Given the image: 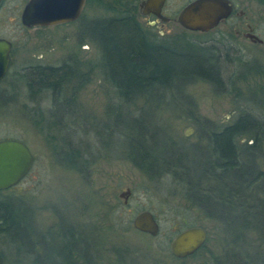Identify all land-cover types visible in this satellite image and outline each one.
I'll return each instance as SVG.
<instances>
[{"label": "rangeland", "instance_id": "1", "mask_svg": "<svg viewBox=\"0 0 264 264\" xmlns=\"http://www.w3.org/2000/svg\"><path fill=\"white\" fill-rule=\"evenodd\" d=\"M23 1L8 0L0 7V37L12 43L9 71L0 82V92H3L0 93V138L23 141L32 152L34 163L27 176L18 185L2 191L1 196L20 199L28 205L33 221L41 231H54L59 215L62 217L61 231L65 234L80 228L94 244L97 264L218 262L227 247L223 240L222 223L191 205L170 177L152 179L135 167L126 159L119 136L100 140L96 134L98 126L101 127L107 119L108 106L113 105L116 99L112 96L111 86L95 66L99 52L82 34V23L110 13L101 7L87 5L82 17L73 23L26 28L20 22ZM109 1L103 0L102 3H113V0ZM140 1L135 0V3ZM188 1L166 0L162 13L169 17V21L164 24L158 21L151 24L155 20L152 15L139 14L137 19L143 26L152 27L161 38L184 35L198 43L214 46L220 56L218 68L221 75L236 81L231 89L226 88L229 91L202 80L185 86L184 91L200 118L199 125L188 119L182 110L165 108L149 113L152 122L169 139L178 146L191 147L197 143L200 146L206 144L202 135H205L208 125L220 128L230 124L241 111L259 113V99L264 91V45L254 44L240 33L235 35L234 29L246 31L241 27L244 22H249L255 34L264 36V4L236 3L237 8L244 11L242 17L232 16L214 30L199 33L186 31L175 21L177 12ZM67 57L81 63V71L90 69L89 80L77 93L75 112L76 125L82 126L79 128L81 135L75 138L79 149H94L91 150L93 154H87L91 160L87 180L60 163L45 138V132L34 124L33 108L46 117L53 111L48 94L43 93L30 100L15 76L26 66L58 65ZM143 104L142 100H138L134 108H146ZM133 113L134 117L140 116L138 111ZM247 142L252 144L249 139ZM257 163L263 170V161L258 159ZM126 188L130 190V195L125 203L119 194ZM141 210H149L156 217L160 226L157 236L152 237L132 226L133 216ZM188 226L203 227L207 240L194 256L175 258L170 252L169 241ZM45 240L47 246L53 243L46 237ZM262 248L264 251V246Z\"/></svg>", "mask_w": 264, "mask_h": 264}, {"label": "trees", "instance_id": "2", "mask_svg": "<svg viewBox=\"0 0 264 264\" xmlns=\"http://www.w3.org/2000/svg\"><path fill=\"white\" fill-rule=\"evenodd\" d=\"M87 5L110 13L82 23V34L99 52L95 66L116 99L97 128L100 140L119 136L126 159L135 167L152 179L170 177L191 205L222 223L227 247L214 264H264V171L257 163L264 128L259 113L241 111L230 124L208 125L202 135L206 144L191 147L174 143L149 115L171 108L201 124L185 86L202 80L229 91L236 82L221 75L216 48L184 35L161 38L138 21L135 0ZM80 64L67 57L58 65L26 66L15 76L30 100L48 94L53 111L46 117L33 108L34 124L45 132L60 163L87 180L91 165L87 154L94 149H79L75 138L82 126L76 125L75 112L77 93L89 80L90 69L83 72ZM138 100L146 108H134ZM137 111L140 116H132ZM1 192L0 264H97L94 244L80 228L65 234L59 215L54 231H41L28 205ZM45 237L53 243L47 246Z\"/></svg>", "mask_w": 264, "mask_h": 264}, {"label": "water", "instance_id": "3", "mask_svg": "<svg viewBox=\"0 0 264 264\" xmlns=\"http://www.w3.org/2000/svg\"><path fill=\"white\" fill-rule=\"evenodd\" d=\"M86 0H28L21 14L20 22L26 28L52 27L77 20L85 6ZM1 2V0H0ZM166 0H141L138 12L142 16H154L156 21L166 23L169 17L162 10ZM232 12L229 0H190L177 12L175 21L186 31L206 33L227 19ZM154 22H151L153 24ZM252 42L260 39L246 35ZM11 42L0 37V81L9 71ZM34 156L29 147L15 138H0V191L18 185L33 167ZM128 188L119 194L127 202ZM134 229L155 237L160 226L154 214L141 210L132 218ZM207 240V232L200 226H188L174 234L169 241L173 257L183 259L193 255Z\"/></svg>", "mask_w": 264, "mask_h": 264}, {"label": "flooded vegetation", "instance_id": "4", "mask_svg": "<svg viewBox=\"0 0 264 264\" xmlns=\"http://www.w3.org/2000/svg\"><path fill=\"white\" fill-rule=\"evenodd\" d=\"M27 1L28 0H24L22 3H24V5H25V3H27ZM7 2H8V0H1L0 7H1L2 3H7ZM102 2H103V0L92 1V2H90L89 0H86L85 1L84 9L86 8L87 3H102ZM229 3H232V12H231L230 16L227 19H225L223 22L219 23L217 26H219L220 24H222V23L230 20L232 16H236V17H239L240 18V17H242L244 15V11L241 10V9H238L236 3H264V1H259V0H229ZM84 9H83V11H84ZM83 11H82L80 17L77 20H79L82 17ZM77 20H75V21H77ZM75 21H73V22H75ZM73 22H71V23H73ZM153 22H154L153 24L157 23L156 18H155V20ZM158 22H160V21H158ZM160 23L161 24H164L162 22H160ZM67 24H69V23H67ZM62 25H64V24H62ZM243 25L244 26H242L241 28L242 29L243 28L246 29V31H241V30H238V29L235 28L234 29L235 35H239V33H240L243 37L249 39L246 35H252V34H254L255 36H257L260 39V42H258V41L257 42H252L250 39L249 40L252 43H254V44L257 43V44H260V45H264V36L259 37L257 34H255L254 27L249 22H244ZM214 29H212V30H214ZM263 31H264V28H263ZM11 45H12V43H11ZM11 51H12V48H11ZM10 56H11V52H10ZM10 60H11V57H10ZM9 67H10V64H9ZM259 104H260L259 119L261 121L262 128H264V91H263L262 96L260 98ZM262 137L263 138L261 139V141L259 143V150L261 152V154H260L261 155V158L260 159L264 163V132L262 134ZM262 171H264V169Z\"/></svg>", "mask_w": 264, "mask_h": 264}]
</instances>
